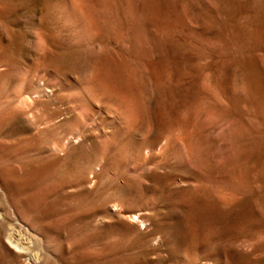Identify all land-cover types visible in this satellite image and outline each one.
<instances>
[{
  "label": "rangeland",
  "instance_id": "1",
  "mask_svg": "<svg viewBox=\"0 0 264 264\" xmlns=\"http://www.w3.org/2000/svg\"><path fill=\"white\" fill-rule=\"evenodd\" d=\"M0 264H264V0H0Z\"/></svg>",
  "mask_w": 264,
  "mask_h": 264
}]
</instances>
